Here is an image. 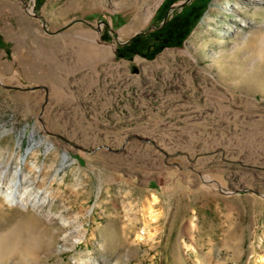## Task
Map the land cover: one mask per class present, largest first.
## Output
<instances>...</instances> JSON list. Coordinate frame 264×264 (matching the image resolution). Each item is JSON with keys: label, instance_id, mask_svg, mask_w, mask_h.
<instances>
[{"label": "rangeland", "instance_id": "374dc122", "mask_svg": "<svg viewBox=\"0 0 264 264\" xmlns=\"http://www.w3.org/2000/svg\"><path fill=\"white\" fill-rule=\"evenodd\" d=\"M163 2L0 0L1 264H261L264 0Z\"/></svg>", "mask_w": 264, "mask_h": 264}, {"label": "trees", "instance_id": "16d2710c", "mask_svg": "<svg viewBox=\"0 0 264 264\" xmlns=\"http://www.w3.org/2000/svg\"><path fill=\"white\" fill-rule=\"evenodd\" d=\"M179 0H164L160 11H168L173 4ZM201 6L186 5L182 12L168 20L152 34H139L127 44L119 47L120 57L131 58L145 50V54L150 48L155 49L154 53L170 46H180L190 32L194 29L201 16ZM164 12V14H165Z\"/></svg>", "mask_w": 264, "mask_h": 264}, {"label": "bare ground", "instance_id": "6f19581e", "mask_svg": "<svg viewBox=\"0 0 264 264\" xmlns=\"http://www.w3.org/2000/svg\"><path fill=\"white\" fill-rule=\"evenodd\" d=\"M64 158L66 159V155L64 156ZM0 194L3 195L5 197V199L9 202V204L12 206L13 205H22L23 207L25 206L22 199L18 197V195L15 191L14 192L13 191L3 192L2 188L0 187ZM8 235H9V233H7L3 236H0V258H1L2 250H3V245L7 241ZM140 238H141V235H140ZM26 255H27V253H26ZM259 262L261 264H264V256H259ZM0 264H1V259H0Z\"/></svg>", "mask_w": 264, "mask_h": 264}]
</instances>
